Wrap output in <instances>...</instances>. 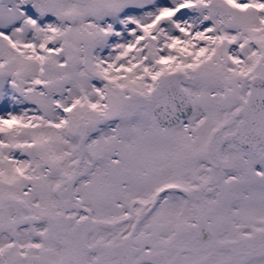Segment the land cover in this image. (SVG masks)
<instances>
[{
    "label": "snow or ice",
    "instance_id": "obj_1",
    "mask_svg": "<svg viewBox=\"0 0 264 264\" xmlns=\"http://www.w3.org/2000/svg\"><path fill=\"white\" fill-rule=\"evenodd\" d=\"M0 264H264V0H0Z\"/></svg>",
    "mask_w": 264,
    "mask_h": 264
}]
</instances>
